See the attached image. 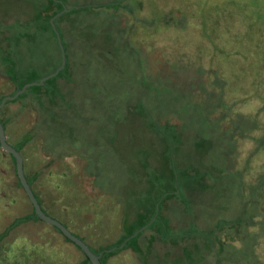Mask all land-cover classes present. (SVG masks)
<instances>
[{
	"label": "rangeland",
	"instance_id": "1",
	"mask_svg": "<svg viewBox=\"0 0 264 264\" xmlns=\"http://www.w3.org/2000/svg\"><path fill=\"white\" fill-rule=\"evenodd\" d=\"M64 1L68 9L91 6L80 14L81 30L70 31L74 19L61 23L72 70L57 82L64 99L62 109L53 111L72 137L56 132L59 116L39 104L36 85L0 112L13 147L34 134L21 154L44 212L92 251L107 250L125 235L123 221L136 201L167 191L163 184L173 167L182 178L193 162L196 171L208 173L207 184L187 200L178 194L166 202L170 233L190 229L203 238L199 230L238 223L242 216L241 225L219 235L221 264H264V0ZM108 2L112 7H97ZM31 5L0 0V32L14 28L33 38L10 50L22 63L23 86L52 74L62 55L52 30L30 23ZM16 89L0 62V98ZM166 120L178 125L188 157L176 158L162 140ZM204 139L201 164L195 147ZM151 183L156 185L150 190ZM33 211L11 156L0 146V233ZM216 257V249L209 251L207 264H217ZM140 259L125 249L105 264H143ZM83 260L75 244L42 220L17 227L0 244V264Z\"/></svg>",
	"mask_w": 264,
	"mask_h": 264
},
{
	"label": "trees",
	"instance_id": "2",
	"mask_svg": "<svg viewBox=\"0 0 264 264\" xmlns=\"http://www.w3.org/2000/svg\"><path fill=\"white\" fill-rule=\"evenodd\" d=\"M111 2V1H110ZM104 3L101 5H97V7H112V3ZM33 5V6H32ZM32 7L35 13L32 16V20L30 23H33L35 25H38L42 28H48L52 30L53 36L57 42L58 37L56 35V32L53 30L52 24L50 23L51 19L54 18L56 15H58L60 12L64 10L66 5V1L64 0H32ZM121 5V4H120ZM120 5H115V8H119ZM96 6V5H94ZM91 6H72L69 11H66L59 17L55 19V24L57 27V30L62 36L63 45L65 47V50L68 51L71 47L70 42H65L63 38V29L61 27V23L65 20L74 19L76 16H79L82 13V11H88ZM121 9V8H120ZM119 10V9H118ZM117 10V11H118ZM86 19H87V15ZM72 17V18H71ZM74 20H70V31L75 32L83 27L85 24V18L83 19L81 17V22L76 23ZM7 23V22H6ZM80 27V28H79ZM25 39L32 40L33 38L31 36H27L26 34L22 33H16L15 29L13 28L12 34H8L6 31L0 32V62L1 65L4 68V73L7 75V77H10V79L14 82V84H17V89L15 93L22 88V86L26 82H21L20 77H22V63L20 59L14 60L12 56V50L13 52H16L17 49H21L22 43ZM59 45V44H58ZM60 46V45H59ZM61 49V48H60ZM11 61H10V60ZM20 61V62H18ZM62 64V55H61V61L60 65L55 68L53 73L61 66ZM72 68L70 67V64L67 61L66 67L60 72L58 75L51 77L50 79L46 80L44 85H36L34 88L38 89L39 92L36 93V98H38L39 104L41 106H44L45 109H48L50 112L53 111V108H60L62 109L60 102V98L62 100L64 99V95L62 93V89L58 86L57 82L59 79H62L65 74L71 73ZM24 97V93L21 94L17 99L13 100V102L21 99ZM4 97L0 98V103ZM11 102V101H8ZM45 102L48 104V106L45 105ZM40 106V107H41ZM42 108V107H41ZM52 108V109H51ZM1 112V109H0ZM53 113L57 115L58 118L55 119L57 130L61 136H70L72 137V130L63 128L61 129V123L58 122V120L61 119L63 122L60 113L57 110H54ZM57 113V114H56ZM1 120V119H0ZM7 122L1 121L2 124L5 127V130L8 125ZM49 125V124H48ZM165 128L169 129L163 137L161 136L163 141H166L168 144V147H172L173 155L176 158H181V155H183V158H185L187 155L182 153L181 148L184 144V141L182 140L183 134L178 132V125L171 122V121H165ZM50 127V125H49ZM177 128V129H176ZM51 129V128H50ZM52 130V129H51ZM55 132V131H54ZM34 137V134L30 133L22 137L20 142L18 143L15 148L22 152L25 147L32 142ZM205 142H207L205 139L202 140V142H197L196 144V155L195 159H197L201 164L203 162L204 154H202L204 151L200 150L201 146H204ZM175 143H183L180 146L175 145ZM1 146V145H0ZM166 147V148H168ZM208 153L209 148L206 149ZM199 154V155H198ZM13 160V163L16 168V160L15 158L9 154ZM188 157V156H187ZM182 159V158H181ZM180 161V160H179ZM176 163V162H175ZM204 170V167L202 168ZM208 176V173L202 170L196 171L193 168V162L189 164V167L186 168L184 171V176L182 178L179 177V174L177 173V169L174 166L172 175L170 177V181H167L165 184L163 182H160L167 188V191L164 193L159 194L157 197L153 198L151 196H148L144 200H137L136 203H138L137 208H132L131 210H128L125 220L123 221V227L125 229V235L119 241L109 247L107 251L105 249H101L99 252L93 251L95 254H100L101 252H104L102 256V264H105L106 260L109 257H112L119 253L122 250L125 249H132L139 257V259L142 261L143 264H207V259L209 255V251H215L216 254L219 257H216L217 264L222 263V259L220 258V252L223 250L224 244L220 242L219 235L227 228H233L236 226L237 221H224L217 223V225L210 229V230H199V233H206L208 234L207 237L204 235V237H199L193 235L194 232L192 230L188 229L185 231H181L180 233L171 234L170 233V220L163 215V209L165 208V204L169 200H174L177 198V195L180 194V198H183V201L186 199L188 193H200V191L203 190V188L206 186V177ZM37 174H34L33 180H36ZM28 179L29 184L32 186V181ZM179 183L183 185L184 190L178 191L179 189ZM155 183H151L148 188L150 190L155 186ZM18 186L21 188L24 192V188L22 187V184L18 178ZM184 191V192H183ZM26 193V192H25ZM36 195V194H35ZM37 196V195H36ZM38 198V196H37ZM39 200V198H38ZM182 200V199H180ZM187 200V199H186ZM40 202V200H39ZM188 207V206H187ZM134 209V210H133ZM32 220H40L38 216L36 215L35 211H33L32 214L24 215L21 217L16 218L11 224L5 228L3 232L0 233V244L9 237L11 232L15 230L17 227L26 224ZM238 223L241 225L244 221V218L238 217ZM56 228V227H55ZM57 229V228H56ZM58 230V229H57ZM59 231V230H58ZM60 232V231H59ZM138 232L137 235H135ZM147 232H150L149 235H146ZM61 233V232H60ZM197 233V234H199ZM62 234V233H61ZM63 235V234H62ZM135 235L134 237H132ZM64 236V235H63ZM65 237V236H64ZM67 241L73 243L70 241L67 237H65ZM144 240L142 243L141 241ZM126 242V243H125ZM157 242H160L163 245L170 244L174 247L173 251H166L159 249L156 244ZM125 243L123 247L121 245ZM75 244V243H73ZM76 245V244H75ZM77 246V245H76ZM77 248L81 251L82 249L77 246ZM220 251V252H219ZM85 255V260L83 264H92L90 261V258L83 252Z\"/></svg>",
	"mask_w": 264,
	"mask_h": 264
},
{
	"label": "water",
	"instance_id": "3",
	"mask_svg": "<svg viewBox=\"0 0 264 264\" xmlns=\"http://www.w3.org/2000/svg\"><path fill=\"white\" fill-rule=\"evenodd\" d=\"M66 11H69V9L65 7L62 12H60L58 15H56L54 18L51 19V24L53 26L54 31L56 32V35L58 37V42H59V45H60L61 51H62V64H61V66L54 73H52L49 76L45 77L40 82L27 84V85L23 86L21 89H19L15 95L5 97L2 100V102L0 103V109L3 108L8 101H13V100L17 99L29 87H31L33 85H39V86L44 85L46 80L50 79L51 77H54V76L58 75L66 67V65H67L66 50H65V47L63 45L62 36L59 33V31L57 30V27H56V24H55V19L57 17H59L60 15H62L63 13H65ZM0 145L6 152L11 154L15 158L17 176H18V178H19V180H20V182L22 184V187L24 188V190H25V192H26V194H27V196H28L33 208H34V211H35L36 215L38 216V218L40 220L48 223L49 225H52V226L56 227L65 237H67L70 241H72L78 247H80L82 249V251L90 258V261H91L92 264H102L101 259H102V256H103L104 252H101L100 254H95L88 244H86L83 240L79 239L74 234H72L67 229V227L65 225H63L61 222L55 220L54 218L48 216L44 212V210L41 207V204H40L37 196L33 192L32 187L29 184L28 179H27V177L25 175L24 158H23L21 152H19L15 147H13L12 145H10L8 143L6 130H5V127H4V125L2 124L1 121H0ZM137 234H138V232L135 235H137ZM135 235H133L132 237H134ZM125 243H123L121 245V247H123L125 245ZM107 251H112V250H107Z\"/></svg>",
	"mask_w": 264,
	"mask_h": 264
},
{
	"label": "crops",
	"instance_id": "4",
	"mask_svg": "<svg viewBox=\"0 0 264 264\" xmlns=\"http://www.w3.org/2000/svg\"><path fill=\"white\" fill-rule=\"evenodd\" d=\"M141 242L143 243V242H144V240H142ZM130 250H131V252L133 251L132 249H130ZM133 252H134V251H133ZM83 262H84V260H83ZM83 262H81V264H83Z\"/></svg>",
	"mask_w": 264,
	"mask_h": 264
}]
</instances>
